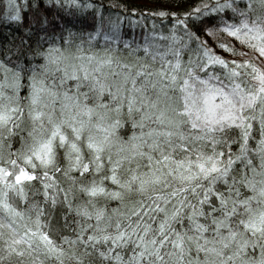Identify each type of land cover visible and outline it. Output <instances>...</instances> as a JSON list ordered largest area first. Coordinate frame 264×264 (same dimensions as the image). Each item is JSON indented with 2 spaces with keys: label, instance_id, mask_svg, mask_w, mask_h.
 Returning a JSON list of instances; mask_svg holds the SVG:
<instances>
[{
  "label": "clouds",
  "instance_id": "obj_1",
  "mask_svg": "<svg viewBox=\"0 0 264 264\" xmlns=\"http://www.w3.org/2000/svg\"><path fill=\"white\" fill-rule=\"evenodd\" d=\"M217 2L0 0V264H264V93L212 111L230 78L187 39Z\"/></svg>",
  "mask_w": 264,
  "mask_h": 264
},
{
  "label": "snow or ice",
  "instance_id": "obj_2",
  "mask_svg": "<svg viewBox=\"0 0 264 264\" xmlns=\"http://www.w3.org/2000/svg\"><path fill=\"white\" fill-rule=\"evenodd\" d=\"M231 7V0H219L215 4L205 5L202 20V22L206 21L204 27L197 29L195 34L191 32L187 34V39L197 45L198 54L203 56L205 69L218 66L220 71L230 78L229 88L231 91L218 88L206 97V102L210 105L212 111L217 106L215 100L217 96L222 97L219 101L220 104L226 103L229 107H235L232 102V96H238L242 109L246 97L251 102L256 99L259 93H264V70L257 67L252 60L246 58V52L251 50L261 59H264V26L256 23L249 24L246 21L233 23L228 19V9ZM9 11L13 20L18 19L21 15L19 6L15 5L14 2L9 4ZM50 11L49 8L44 6V0H36V5L32 8L35 22L39 24L41 22V14L46 15ZM192 13L194 17H198L201 14V9L199 7L194 8ZM184 15H187V13H184ZM25 23H28L26 15ZM177 23L183 24L184 21L178 20ZM201 32L205 33L204 40L200 39ZM173 37L177 40L180 39L174 33ZM5 41L14 43V41H9L7 36L0 35V44H3ZM242 72H250L252 78L259 82L255 92L245 91V85L239 79ZM185 84H187V80H185ZM181 87H184V85H181ZM228 114L235 117V113L229 112ZM0 175H4V173L0 172ZM27 175L26 172L21 170L17 173L15 179L19 182ZM4 207L8 208L9 205L4 204ZM11 211L13 214L16 213V209L14 208ZM31 232L32 229H28V233ZM25 236H27V233H25ZM39 238L49 250H55V245L52 243L50 234L41 232ZM20 242L21 240L17 239L16 243ZM28 242L30 243V240Z\"/></svg>",
  "mask_w": 264,
  "mask_h": 264
}]
</instances>
